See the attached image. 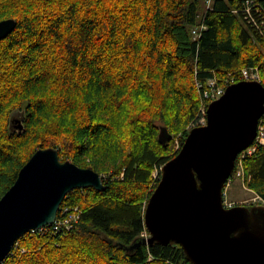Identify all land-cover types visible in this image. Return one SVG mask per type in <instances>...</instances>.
Here are the masks:
<instances>
[{
	"label": "trees",
	"instance_id": "16d2710c",
	"mask_svg": "<svg viewBox=\"0 0 264 264\" xmlns=\"http://www.w3.org/2000/svg\"><path fill=\"white\" fill-rule=\"evenodd\" d=\"M246 1L206 10L199 0H0V21H17L0 40V198L39 148H57L106 185L70 191L58 216L78 208L79 222L28 232L3 264H193L177 243L127 247L150 235L146 206L184 144L174 148L175 136L185 140L199 113L198 82H238L242 68L259 66L264 84V39ZM243 167L264 199V147Z\"/></svg>",
	"mask_w": 264,
	"mask_h": 264
},
{
	"label": "water",
	"instance_id": "95a60500",
	"mask_svg": "<svg viewBox=\"0 0 264 264\" xmlns=\"http://www.w3.org/2000/svg\"><path fill=\"white\" fill-rule=\"evenodd\" d=\"M17 26L0 21V40ZM264 114V84L241 80L227 86L194 126L182 148L161 167L145 210L150 233L140 243L180 244L193 264H264V204L225 206L224 188L238 155L251 146ZM20 128L22 125L19 124ZM171 137L161 126L159 140ZM102 174L62 161L55 147L39 148L0 198V264L28 232L53 224L67 194L76 188L103 191Z\"/></svg>",
	"mask_w": 264,
	"mask_h": 264
},
{
	"label": "built area",
	"instance_id": "2783aa9c",
	"mask_svg": "<svg viewBox=\"0 0 264 264\" xmlns=\"http://www.w3.org/2000/svg\"><path fill=\"white\" fill-rule=\"evenodd\" d=\"M214 0H205V9L211 10ZM246 20L253 25L258 36L264 39V4L256 3L254 0L246 1L244 7L242 9ZM207 28V25L204 21H202L199 25L195 26L192 30L194 38L199 37L201 30ZM241 78L243 80H255L261 82V71L259 66H249L241 69ZM235 77H227L221 82L216 78H210L207 82H198V89L202 95V104L200 106V110L198 115L195 118L194 124H192V128L194 126L203 125L207 121V110L209 104L218 98H220L226 91L228 85L235 83ZM181 147V141L178 142L176 149ZM264 147V114L259 121L258 133L257 136L251 146L243 150L237 157L235 170L232 176L228 179L226 186L224 188V203L227 207H232L237 204H248V205H258L264 204L263 197L251 190L246 183V175L243 167V160L247 156H252L257 152L258 149ZM157 173H155L156 176ZM233 179H238L242 181L243 186L253 193V197L251 200L247 199L241 202L238 201H228V189L232 184ZM60 212V211H59ZM81 219V210L78 208H74L70 210L69 208H65L62 211V215L58 216L53 224L56 229L61 227L71 228L75 226L79 220ZM46 226V225H45ZM43 228V227H41ZM39 228V229H41ZM38 229H34L35 231ZM31 232V231H30ZM147 236V235H146Z\"/></svg>",
	"mask_w": 264,
	"mask_h": 264
},
{
	"label": "rangeland",
	"instance_id": "374dc122",
	"mask_svg": "<svg viewBox=\"0 0 264 264\" xmlns=\"http://www.w3.org/2000/svg\"><path fill=\"white\" fill-rule=\"evenodd\" d=\"M200 7L203 9L205 0H199ZM192 124H194V121H192L189 126L187 127L188 132L192 129ZM184 141L182 133H179L175 136L174 139V148L177 147L178 142ZM156 173V172H155ZM253 197V193L249 190H247L244 186L242 181L238 179H233L232 184L230 185L228 189V201H244V200H251ZM241 204V203H240ZM238 205V204H237ZM254 205V204H253ZM257 205V204H256ZM248 206V205H247ZM252 206V205H251ZM17 243V242H16Z\"/></svg>",
	"mask_w": 264,
	"mask_h": 264
},
{
	"label": "bare ground",
	"instance_id": "6f19581e",
	"mask_svg": "<svg viewBox=\"0 0 264 264\" xmlns=\"http://www.w3.org/2000/svg\"><path fill=\"white\" fill-rule=\"evenodd\" d=\"M206 123H207V121H206ZM206 123H205V124H206ZM184 141H185V140H184ZM184 141H183V143H184ZM226 183H227V182H226ZM225 186H226V184H225ZM13 249H14V247H13ZM13 249H12V251H13ZM12 251H11V252H12ZM10 254H11V253H10Z\"/></svg>",
	"mask_w": 264,
	"mask_h": 264
}]
</instances>
